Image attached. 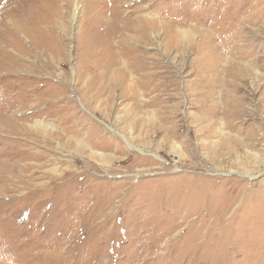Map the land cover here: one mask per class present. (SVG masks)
I'll return each mask as SVG.
<instances>
[{
    "label": "rangeland",
    "instance_id": "1",
    "mask_svg": "<svg viewBox=\"0 0 264 264\" xmlns=\"http://www.w3.org/2000/svg\"><path fill=\"white\" fill-rule=\"evenodd\" d=\"M263 27L264 0H0V264H264Z\"/></svg>",
    "mask_w": 264,
    "mask_h": 264
},
{
    "label": "bare ground",
    "instance_id": "2",
    "mask_svg": "<svg viewBox=\"0 0 264 264\" xmlns=\"http://www.w3.org/2000/svg\"><path fill=\"white\" fill-rule=\"evenodd\" d=\"M95 6V5H94ZM92 7V6H91ZM77 9H79V5H77V7H76V13H77ZM264 28V27H263ZM144 29V28H143ZM254 49V48H253ZM94 69H97V67L96 68H94ZM136 80H138V81H133V84H140V81H139V79H136ZM98 82V81H97ZM106 83V81H101V84L102 85H104ZM145 83V82H144ZM203 105V104H202ZM236 106L237 107V105L236 104H234V103H226V106H228L227 107V109H226V107L224 108V111H225V114H223L224 116L226 115L227 117L229 116V117H236L235 115L236 114H234L233 113V111L232 110H230V106ZM201 108V107H200ZM235 108V107H234ZM201 109H203V111L204 112H208V110H210V108L206 105V106H204V107H202ZM214 109V108H213ZM215 111H219L218 109H215ZM208 119L209 118H205L204 120L205 121H208ZM216 125L215 124H213V125H209V126H207V128L210 130L211 128H214ZM217 129H219L218 127H217ZM217 149V148H216Z\"/></svg>",
    "mask_w": 264,
    "mask_h": 264
}]
</instances>
